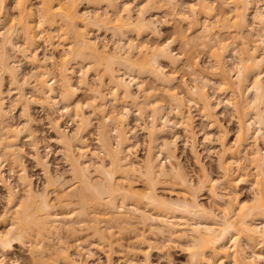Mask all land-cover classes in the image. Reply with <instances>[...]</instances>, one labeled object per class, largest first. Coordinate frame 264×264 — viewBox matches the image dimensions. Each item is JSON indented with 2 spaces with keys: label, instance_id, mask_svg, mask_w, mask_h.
Instances as JSON below:
<instances>
[{
  "label": "bare ground",
  "instance_id": "6f19581e",
  "mask_svg": "<svg viewBox=\"0 0 264 264\" xmlns=\"http://www.w3.org/2000/svg\"><path fill=\"white\" fill-rule=\"evenodd\" d=\"M82 2L86 9L101 4L105 11L83 10ZM171 3L167 0L170 9ZM8 4V0H0V155L5 150L19 165L17 181L23 191L18 195L17 186L4 177L0 164V182L6 191V206L0 212V264L9 260L18 264V258L9 256L15 245L27 247L31 264H92L87 259L96 242L105 247L106 264H114V257L125 252L133 264H151V252H162L169 243H182L188 264H263L264 0H196L189 14L172 12L189 26L199 25L204 17L199 34L192 37L196 44L190 45L194 40L175 28L181 51L185 53L194 44L203 47L216 75L204 74L188 56L184 68L191 77L189 83L172 71L183 55L173 50L174 40L161 39L160 21L140 14L144 9L133 16L126 0H13L10 8ZM94 30L110 34L114 45L107 47L92 39L89 32ZM128 34L139 39L154 37L156 42L135 43ZM42 41L51 50H59L58 56L50 53L39 58L37 50ZM12 54L33 66L30 75L22 74ZM230 54L235 61L229 66ZM163 63L172 70L164 69ZM74 68L80 72L76 83ZM89 73L94 75L92 82ZM143 76L156 82L159 89H146L143 81L137 82ZM5 79L11 87L16 86L14 98L20 104L23 125L8 122L10 105L6 106L5 95L9 88L4 91ZM208 84H215L212 86L218 92L228 95L215 100L206 89ZM24 87L31 88L34 95L25 94ZM78 87L86 92L83 101L76 99ZM14 102L12 108L18 103ZM33 103L59 114L48 117L55 135L53 143L61 148L70 168L68 181L76 185L64 187L68 183L64 176L52 174L49 157L39 151L32 128L37 122L30 113ZM119 103L123 105L116 109ZM221 104L237 117L232 142L227 141L216 115ZM130 107L135 108L138 120H144L139 128L145 135L146 152L140 160L133 153L136 141L131 137L136 130L129 125ZM193 107L221 133L217 138L218 179L199 161ZM63 115L72 121V130L60 125ZM169 127L180 128L186 137L199 167L196 180H191L178 161L179 137H166ZM88 135H94L96 148L89 145ZM23 136L29 138L31 158L45 179L46 184L38 190L17 157ZM46 143L44 146H50ZM245 161L251 173L246 171ZM249 176L252 195L243 200L235 188L249 183ZM159 187L175 190L161 195ZM204 192L212 205L199 200ZM113 228L131 231L133 241L124 248L113 238ZM82 230L87 235L82 236ZM63 234L71 236L72 242ZM52 238H57L56 244L51 243ZM136 242L145 249L135 247ZM122 264H127V259Z\"/></svg>",
  "mask_w": 264,
  "mask_h": 264
},
{
  "label": "rangeland",
  "instance_id": "374dc122",
  "mask_svg": "<svg viewBox=\"0 0 264 264\" xmlns=\"http://www.w3.org/2000/svg\"><path fill=\"white\" fill-rule=\"evenodd\" d=\"M126 1H128L129 5L132 8L133 16L136 14H139L138 11L141 12V11H143L142 9H144L145 12H141L140 14L143 13V15H145L144 17H147V18L152 17L154 20L158 19L157 21L158 22L160 21L159 22L160 24H158V28L160 30V35H161L160 37L163 40L164 39L167 40V38H168V40L172 39L175 41V39H173V38H174V35L177 37L176 30H178L182 33V35L184 34V36L185 37L187 36V39L191 41L192 37L196 36V34L198 32H200L201 25H202L201 22L203 21V23H204V17H201L200 15H198L201 17L199 19V23H198L199 25L196 24V26H195L194 24L193 25L190 24L191 26H189L187 21L181 20L180 18H178L177 15L175 16V14L173 15V13H172L173 11L174 12H187V14L191 13L189 10L190 6L196 5V0H172L171 4H173L172 5L173 7L172 6L171 7L174 10L172 8L170 9V5L167 4V0H160V2H159V0H157V1L151 0L150 2L148 0H126ZM147 1L150 4L147 3ZM213 1L215 3L217 2V0H213ZM256 1H258V0H256ZM260 2H258L256 4L258 6H261L262 1H260ZM8 3H9L8 7L10 8L12 6L13 0H8ZM155 3H157V5ZM163 3H164V5H163ZM161 5L163 6V8ZM85 6H86V4H84V2H82L81 8L82 9L84 8L83 10H89L91 12H94L95 10H99L102 12L105 11L104 10L105 8L103 6H101V4L100 5L98 4V6L93 5L87 9L85 8ZM153 7H155V8H153ZM250 18H252V17L250 16ZM0 20L2 21L1 13H0ZM249 20L251 22V19H249ZM1 23L2 22H0V24ZM1 25H0V31H1ZM175 28H176V30H175ZM89 35H90V37H92V39L98 40V42L100 41L99 42L100 44L101 43L105 44L107 47H111L115 43V40H113V37L110 34L105 33L103 30H101V31H99V30L90 31ZM127 37L130 40L135 41V43L147 42L149 44V42H151L150 44H153L152 42H154V43L156 42V41H154L156 38H154V37L151 38L150 36L146 37L145 35L140 37V39L137 38L135 34H133V35L128 34ZM178 39H179V37H177L176 42L173 41L174 44H172L171 46L174 48L173 50L175 51L176 54L181 53L179 56L180 57H181V55H183V56L180 59H178L177 64L175 66L176 69H174V66H173L172 67L173 70H172V68H171V66H169V64L166 65V63H163L164 69H166L169 72L171 70L175 71L174 73H176V77H178V79H180L182 77L183 79H186V81L189 83V81L191 80V77L187 73L188 70L185 69L186 67L184 68L185 63L187 62V59L189 56L191 59L194 58L193 60H195V62L198 64L197 66H199V68L204 69V72H203L204 74L206 73V75H209L210 77L216 76V75H213V73L210 69L211 62H210L208 53L203 50L204 49L203 47L201 48V46L198 47L195 45L197 43L195 39H193L194 41L192 40L193 42L190 43V45L191 44L193 45V43L195 42V44H194L195 47L189 48L190 50L185 51V53L182 52L184 50H182L183 48H182L180 42L178 41ZM254 40L256 43L259 42L257 37H254ZM235 43L239 45V41H236ZM180 46H181V48H180ZM54 51L51 50V48L47 42L42 41V43H40V45H39L37 53H38V57L42 59V58H44L45 54L49 55L50 53H53L54 56L55 55L58 56L57 54H58L59 50H57V52L56 51L54 52ZM15 55H17V56H15ZM15 55L13 56V54H12L13 58L15 57V58H17L18 61L20 60L18 62L14 58V60L16 61V64H18V67H20L22 74L25 75L26 73H29L28 75H30L31 74L30 72L33 70V66L29 62H27L25 59H20L22 57H20V56L18 57V54H15ZM233 56H234L233 54L228 55L227 62H228L229 66L231 65V63L233 64L235 61V58H234L235 56L234 57ZM184 61H186V62H184ZM45 64L48 67L51 66L49 64V62H46ZM53 68L54 67H51V69L54 73L55 70ZM74 71H73L74 74L72 77H73V82L76 83L78 74L80 72L78 73L79 70H77V68L76 69L74 68ZM211 75H213V76H211ZM215 78L216 77H214V80H215ZM88 79H89V81L92 82L94 80V75L92 73H89ZM136 80H137V82L143 81L142 83H144V86L146 84V87H147L146 89H149L150 87H151L150 89H152V88L157 89V87H158L157 86L158 84L156 82L152 81L151 78H148L146 76L145 77L144 76L138 77ZM3 82H4L3 88H5L4 91H7V89L9 88L8 89L9 92L7 91L8 94L5 92L6 93L5 96L7 97L5 99V101H6L5 103L7 104L6 106H8V105L11 106V107L8 106V108H7V111H8L7 113L9 116L8 117L9 121L8 120L7 121L9 122V124H12L13 126H17V125L20 126V124L23 125V119L20 115L21 114L20 113L21 112L20 104L14 98V96H16V95H14L16 93L14 91L17 90V89H15L16 86L12 85L15 88L11 87L9 85L7 79H5ZM212 85H215V84H211V85L208 84L206 89L209 91L210 94L212 93L215 100L216 99L220 100V98L224 99V97L226 95H228L227 93H224V92H222V93L220 91L218 92L215 89V86H212ZM24 88H25V90L23 89L24 90L23 92L25 94H27L28 96L34 95V92L31 88H29V87L28 88L24 87ZM158 89H159V87H158ZM77 91L78 92L75 95L76 99L78 98V100L80 99L83 101L85 99L84 97L87 96L86 92H84L83 88L81 90V88H79V87H78ZM133 91H135L137 93L135 86H134ZM155 92L156 93L158 92L157 94L159 96L161 95L160 91H155ZM159 96H157V97H159ZM11 100H15V102H18V103H15L13 101L15 103L13 108H12L13 102ZM122 105L123 104L119 103L118 105H116V109H120V107ZM31 106L32 107L30 108V111H31L30 113L33 116V118L36 119V122H37V123H35V125L32 126V128L34 130L33 132H35L34 134L36 135L35 139L40 144L38 146V148H40L39 151L41 152V154H44V155L49 157V158L47 157L48 158L47 160H49V165H50L49 167H51L50 168L51 173L54 175L56 173H57L56 175H58V173L63 175L64 179L68 182L67 183L65 181V183H67V184L63 185L66 188L71 187L73 185H76V184H73L74 182L68 181V179L71 180L70 179L71 178L70 168L67 165L65 158H63V154H62L63 151L61 150V148L59 146H57L55 143H53V139L55 138V135L52 132V128H51L52 126H51L50 120H48V117L49 118L50 117L56 118L59 114L52 112L53 111L52 109L42 107L40 104H37V103L31 104ZM59 106H61V104ZM130 108H131V110H130L131 113L129 116V122H130L129 125L131 128L133 126L132 129L134 132L136 130V134L133 131H131V133H129V134L131 136L132 133H134V135H132L133 137H131V138H133L132 140H134V142L136 141L135 143L137 145L135 144L136 148H135V151L133 153H134L135 157L138 160H140L145 155V152H146L145 151L146 150V147H145L146 140L144 138L145 135L142 132L141 128H139V126H141V124H143L142 122H144V120H141V119L138 120L135 108H133V107H130ZM191 112H192V116H193L194 131L197 133V135H196L197 142L195 145H196V149H197V152L199 155V161L205 167L206 171L213 178L218 179V177L219 178L221 177V172L219 171V169L217 167V155H218L217 154V152H218L217 138L220 136L218 134H221V133L218 131L217 128L212 127L209 122H207L206 120L203 119V117H201L200 113L196 110V107H193V109H191ZM217 112L218 113L216 115H217V118L222 125V130H225L227 133V141L232 142V140L234 139L236 130H237L236 114L230 112V110L228 108L226 109L225 105H223V104H221L219 106V108L217 109ZM169 117H171L173 119L172 114H169ZM60 118H61L60 125L63 128H65L66 130H72L73 129L74 125H73L72 121L70 119H68L69 118L68 116L63 115V117H60ZM138 122H140V124ZM134 128H135V130H134ZM91 131H93V130H91ZM175 135H176V137H177V135L179 137L178 138L179 140L176 143V146H177L176 147V150H177L176 155L178 157V161H180V163L185 167V170L188 172L191 180H196V176H197V174H199V167H198V165H196L197 163H195L194 158L190 154V151L188 148L189 143L186 141V137L184 136V134L180 128H177V127L173 128L172 127L170 129V127H169L166 137L174 138ZM37 138H39L41 140H39ZM87 138H88L87 141H88L89 145L92 148H96L94 135H88ZM44 141L45 142L47 141L48 144L47 143L46 144L50 145V146H44V143H45ZM30 143L31 142H30L29 138L27 139V137H24V136L21 138V140L19 141V145H21V146H19L21 149V152L18 154L17 157L19 158L18 160H20V162L22 163V165L26 169V172L29 173L28 175L31 176L33 187L38 190V189H41L42 187H44L43 185L46 183H45V179L42 176V172H41L42 170L40 169L41 167L38 164H36V162H34V160L31 158V156H32L31 154H33V148H32ZM261 145L262 144L260 143V147H261ZM246 147H249V146H246ZM45 152H46V154H45ZM0 164H2L1 166H3L4 177L7 178V180L9 179L8 182L11 183V185L14 184L15 186H17L18 195H21L22 194L21 192L23 191L21 188L22 186L18 185L19 182L17 181V174H19V170H20L19 165L15 164L12 161V157L5 150H3V152H1ZM244 165L246 167V171L251 170V167L248 165V162L245 161ZM8 168L11 169V171L13 173L11 171H9ZM250 173H251V171H250ZM94 178H96V176H94ZM250 178H251V176L247 177L249 183L247 182L246 184H244V183L238 184L235 188L236 192L238 194V197L243 199V200L250 199L251 195H252V188L250 186V182H251ZM136 182L140 183L137 180H136ZM69 183L70 184L72 183V184L70 185ZM174 187H176V186H174ZM171 190H175V188L169 189V188L159 187L157 192L161 195H167L168 196V194H170L169 191H171ZM50 193H51L50 195L52 196V191H50ZM5 195H6L5 188H4L3 184L0 182V212H2L6 206V198H5L6 196ZM199 200L202 203H204L205 205H212V203H211L212 200L210 199L207 192L202 193L199 197ZM101 225H102V223H101ZM137 228H139V225L137 226ZM113 229H114L113 232H115L113 238L116 240L119 239L118 242L123 244L124 248L127 247V245H129V243H131L133 241L134 233H132L131 231L119 230L117 228H113ZM89 232H91V231L89 230ZM81 233L83 234V235L81 234L82 236L87 235L86 234L87 231H85V230H82ZM79 235H80V233H79ZM63 237L66 241H69V243H71L73 240V238H71V236H66L65 234H63ZM148 238L150 239L152 237L150 235H148ZM51 243L56 244L57 238H52ZM96 243H93L94 245L92 244L91 251L89 252V253H91L92 256L89 254L90 256L88 257L87 260L92 264H106L105 263L106 262L105 247L103 245H98V243L97 244ZM181 245H182V243H169L168 245H165L162 248V252L161 251H158V252L152 251L151 255H150L151 264H188L187 255L183 251V246H181ZM134 246L135 247H141V249H145V246L140 244L139 242H136ZM115 249L118 250V247H115ZM13 251H14V253L9 255L10 257H13L11 259L16 258V260H17V258H18V264H31L30 258H29L28 253H27L28 252L27 247L26 248H20V247L15 245V249ZM255 251H257V250H255ZM262 253L264 255V249L262 250ZM122 256L121 257L115 256L114 257L115 258L114 264H122V262L125 259H127V264H133V262L131 261L132 259L129 257V254H127L125 252L122 254ZM10 257L8 258V260L10 259ZM8 262L7 263L10 264V260ZM59 264H62V263H59Z\"/></svg>",
  "mask_w": 264,
  "mask_h": 264
}]
</instances>
